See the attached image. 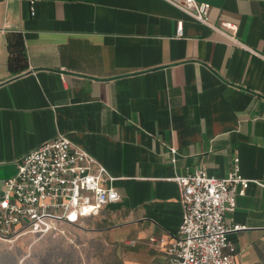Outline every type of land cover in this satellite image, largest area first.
<instances>
[{
	"label": "crops",
	"instance_id": "obj_1",
	"mask_svg": "<svg viewBox=\"0 0 264 264\" xmlns=\"http://www.w3.org/2000/svg\"><path fill=\"white\" fill-rule=\"evenodd\" d=\"M204 1L219 29L165 0H36L34 14L0 0V193L26 153L67 135L120 193L72 226L100 264H165L183 218L174 177H225L236 158L256 182L226 215L245 226L229 237L238 264H264V0ZM10 31L26 42L17 75Z\"/></svg>",
	"mask_w": 264,
	"mask_h": 264
},
{
	"label": "built area",
	"instance_id": "obj_2",
	"mask_svg": "<svg viewBox=\"0 0 264 264\" xmlns=\"http://www.w3.org/2000/svg\"><path fill=\"white\" fill-rule=\"evenodd\" d=\"M32 14L36 0H28ZM194 20L219 29L208 19L211 3L204 0H165ZM184 35V22L177 36ZM175 160V159H174ZM115 178L88 150L65 134L26 153L17 173L6 179L0 193V238L14 240L31 233L38 237L61 235L85 217L96 216L103 206L118 201ZM182 222L173 234L165 264H238V251L230 233L243 229L227 220L235 210L238 195L246 193L251 180L241 173L239 158L225 177L205 169L178 174ZM152 243L162 239L151 237Z\"/></svg>",
	"mask_w": 264,
	"mask_h": 264
},
{
	"label": "rangeland",
	"instance_id": "obj_3",
	"mask_svg": "<svg viewBox=\"0 0 264 264\" xmlns=\"http://www.w3.org/2000/svg\"><path fill=\"white\" fill-rule=\"evenodd\" d=\"M66 229L64 235L26 234L12 242L4 240L7 253L2 264H100L98 252L87 247L78 231Z\"/></svg>",
	"mask_w": 264,
	"mask_h": 264
},
{
	"label": "trees",
	"instance_id": "obj_4",
	"mask_svg": "<svg viewBox=\"0 0 264 264\" xmlns=\"http://www.w3.org/2000/svg\"><path fill=\"white\" fill-rule=\"evenodd\" d=\"M6 41L9 53L8 67L12 74H20L29 66L24 35L21 31H10L7 33Z\"/></svg>",
	"mask_w": 264,
	"mask_h": 264
},
{
	"label": "bare ground",
	"instance_id": "obj_5",
	"mask_svg": "<svg viewBox=\"0 0 264 264\" xmlns=\"http://www.w3.org/2000/svg\"><path fill=\"white\" fill-rule=\"evenodd\" d=\"M9 242H12L13 240H8Z\"/></svg>",
	"mask_w": 264,
	"mask_h": 264
}]
</instances>
